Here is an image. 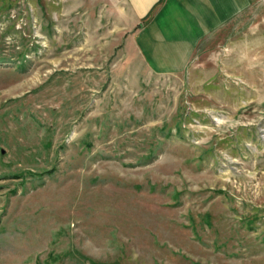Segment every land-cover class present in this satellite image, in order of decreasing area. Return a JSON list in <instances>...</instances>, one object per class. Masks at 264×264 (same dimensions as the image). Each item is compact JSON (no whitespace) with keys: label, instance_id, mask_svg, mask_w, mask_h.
I'll return each instance as SVG.
<instances>
[{"label":"rangeland","instance_id":"obj_1","mask_svg":"<svg viewBox=\"0 0 264 264\" xmlns=\"http://www.w3.org/2000/svg\"><path fill=\"white\" fill-rule=\"evenodd\" d=\"M105 1L0 0V264H264V0L176 74Z\"/></svg>","mask_w":264,"mask_h":264},{"label":"crops","instance_id":"obj_2","mask_svg":"<svg viewBox=\"0 0 264 264\" xmlns=\"http://www.w3.org/2000/svg\"><path fill=\"white\" fill-rule=\"evenodd\" d=\"M260 0H108L125 22H138L136 49L154 74L188 67L198 46ZM141 22H145L143 25Z\"/></svg>","mask_w":264,"mask_h":264}]
</instances>
